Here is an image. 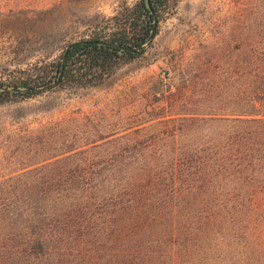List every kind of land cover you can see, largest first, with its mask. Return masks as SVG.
Wrapping results in <instances>:
<instances>
[{
	"label": "trees",
	"instance_id": "trees-1",
	"mask_svg": "<svg viewBox=\"0 0 264 264\" xmlns=\"http://www.w3.org/2000/svg\"><path fill=\"white\" fill-rule=\"evenodd\" d=\"M168 1H134L69 44L63 65L65 49L0 85L34 88L62 66L49 90L98 86L140 56L99 41L139 47ZM246 68L239 111L184 112L169 92L152 117L170 128L164 144L101 137L46 154L42 137V157L0 177V264H264V59ZM39 93L0 91V105Z\"/></svg>",
	"mask_w": 264,
	"mask_h": 264
},
{
	"label": "rangeland",
	"instance_id": "rangeland-1",
	"mask_svg": "<svg viewBox=\"0 0 264 264\" xmlns=\"http://www.w3.org/2000/svg\"><path fill=\"white\" fill-rule=\"evenodd\" d=\"M134 1L0 0V81L57 61L69 44ZM163 9L145 51L98 86L49 90L0 105L1 178L42 157L44 136L46 154L101 137L97 143L109 146L129 137L171 141L167 124L152 120L169 92L184 112L246 108L247 64L264 59V0H169ZM139 128L138 135L128 134ZM98 151L93 154H106Z\"/></svg>",
	"mask_w": 264,
	"mask_h": 264
},
{
	"label": "water",
	"instance_id": "water-1",
	"mask_svg": "<svg viewBox=\"0 0 264 264\" xmlns=\"http://www.w3.org/2000/svg\"><path fill=\"white\" fill-rule=\"evenodd\" d=\"M147 5L150 8L149 0H147ZM156 27H157V19L154 16V26H153L152 30L150 31L147 38L137 48H130L128 46L118 45V44H114V43H110V42H104V41H99V44H102L105 46L117 47L121 50H126V51L133 53V54H141L145 51V49L148 47V45L152 42V40L156 34ZM71 46L72 45H69L65 48V51H64V53L62 55V59H61L62 65L65 63L66 54H67L68 50L71 48ZM62 68L63 67L61 66V70L57 74L55 79L51 80L50 82H48L46 84L39 85V86L34 87V88H14V87H8V86L0 85V91L8 92V93H26V92L33 91V92L38 93V92H42L45 90H49V89L53 88L57 84V82L59 81L62 70H63Z\"/></svg>",
	"mask_w": 264,
	"mask_h": 264
}]
</instances>
